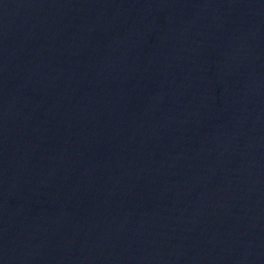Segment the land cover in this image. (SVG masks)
Instances as JSON below:
<instances>
[{"label":"water","instance_id":"obj_1","mask_svg":"<svg viewBox=\"0 0 264 264\" xmlns=\"http://www.w3.org/2000/svg\"><path fill=\"white\" fill-rule=\"evenodd\" d=\"M0 264H264V0H0Z\"/></svg>","mask_w":264,"mask_h":264}]
</instances>
